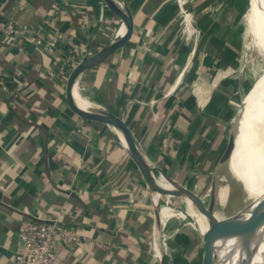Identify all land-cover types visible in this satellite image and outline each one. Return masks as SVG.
<instances>
[{"label":"crops","instance_id":"crops-1","mask_svg":"<svg viewBox=\"0 0 264 264\" xmlns=\"http://www.w3.org/2000/svg\"><path fill=\"white\" fill-rule=\"evenodd\" d=\"M115 1L131 10L133 35L85 70L77 91L121 116L150 161L195 191L179 181V165L201 161L214 138L212 121L228 107L233 6L184 0V8L193 3L201 33L191 50L182 40L179 0ZM0 20L66 35L48 51L0 36V264L13 263L26 220L57 222L85 237L76 249L58 246L54 264H155L143 177L111 127L82 121L64 100L72 63L111 41L121 21L103 0H0ZM174 215L161 204L163 222Z\"/></svg>","mask_w":264,"mask_h":264},{"label":"rangeland","instance_id":"rangeland-1","mask_svg":"<svg viewBox=\"0 0 264 264\" xmlns=\"http://www.w3.org/2000/svg\"><path fill=\"white\" fill-rule=\"evenodd\" d=\"M219 2L221 5L223 0H219ZM230 3L234 10L230 28L232 40L227 43L226 47L231 58L229 67L231 85L230 88L226 87L223 92V99L228 103V107L225 108L222 116H215L216 120L212 121V126L216 129L214 138L207 146V150L205 149L206 152L201 161L191 165L183 163L179 165V181L192 184L195 192L207 203L211 173L225 146L230 129H234L228 159L225 165L219 168L215 181L214 213L223 226L221 246L216 255L220 264H233L234 262L238 216L242 206L249 200L254 162L259 157H264V134L261 137L258 130L261 123L254 121L252 117L249 118L246 136L240 117L244 100L254 96V90L260 83L258 78L264 76V50L257 40L263 27L264 12L263 10L259 11V0H230ZM192 4L185 5L188 12L192 11V17L188 18V22L192 26L188 25L186 19L180 16L179 12V23L183 27L182 40L191 50L192 45L201 40L199 27L195 23L194 11L191 9ZM185 25L188 29L184 28ZM114 29L112 28V30ZM187 54L189 56L190 51ZM256 112L259 113L257 110ZM159 203L160 206L162 203H167L175 213L161 226L163 243L164 237H168L169 247L168 251L164 245V264H199L200 235L192 219L187 216L186 202L172 196H160ZM200 221L206 230V220L201 217ZM154 236V215L151 210V231L148 245L155 259L154 262L157 264L153 248ZM245 260L248 264L259 263L257 254L253 258L249 254Z\"/></svg>","mask_w":264,"mask_h":264},{"label":"water","instance_id":"water-1","mask_svg":"<svg viewBox=\"0 0 264 264\" xmlns=\"http://www.w3.org/2000/svg\"><path fill=\"white\" fill-rule=\"evenodd\" d=\"M249 1V0H248ZM106 8L113 13L122 23V36L118 40H111L91 54L81 57L78 63L68 73L64 85V100L67 108L82 121L104 124L111 127L118 136L121 135L125 142V150L144 179L151 207L154 215V242L153 248L158 264H164L165 248L162 238L160 196H172L190 203L191 208L198 218L203 217L207 228L199 232L201 252L199 264H212L221 246L222 225L215 216L213 207L215 197V181L219 168L225 165L232 146L233 131L230 129L225 146L220 153L214 170L211 173L208 201L184 184L176 181L165 171L154 165L143 152L129 126L121 116L114 114L106 107L94 106L93 110H85L77 105L74 100L73 90L78 77L87 69H91L112 54L121 49L131 39L134 31L132 12L126 5H121L115 0H103ZM166 182L171 189L161 185ZM228 224V223H227ZM225 227V226H224ZM237 245L233 264H248L245 260L249 254L252 258L260 253L258 264H264V191L256 198L242 206L236 227ZM155 245V246H154ZM157 250V253L156 251Z\"/></svg>","mask_w":264,"mask_h":264},{"label":"built area","instance_id":"built-area-1","mask_svg":"<svg viewBox=\"0 0 264 264\" xmlns=\"http://www.w3.org/2000/svg\"><path fill=\"white\" fill-rule=\"evenodd\" d=\"M184 0H179L180 16L188 22L189 13L184 8ZM58 12L55 7L51 13V21H55ZM187 26V25H185ZM188 29V27H186ZM0 36L6 40H15L28 44L35 49L48 51L61 46L66 41L65 33L46 25L37 29L16 27L0 20ZM76 63H72V68ZM5 83L0 77V87ZM19 244L13 255L12 264H54L58 253V246L76 249L85 237L73 227H67L57 222L26 220L17 233Z\"/></svg>","mask_w":264,"mask_h":264},{"label":"bare ground","instance_id":"bare-ground-1","mask_svg":"<svg viewBox=\"0 0 264 264\" xmlns=\"http://www.w3.org/2000/svg\"><path fill=\"white\" fill-rule=\"evenodd\" d=\"M259 4H260L259 11L261 12L263 10L264 12V0H259ZM251 11H250V14H251ZM122 33H123V30L120 29V31L114 36L113 40L120 39V37L122 36ZM257 40H258V43L261 45V48H263L264 50V21H263V27L261 29V32ZM258 79H260V83L258 86H256L254 90V96L249 99L244 100V103L240 110V113H241L240 115H242L240 117L244 124L243 129H244V133L246 136H247V130H246L247 123H248L249 118L251 117L254 119V121L261 123V126H259L258 128L261 134L260 136L262 137L264 134V76ZM73 95H74V100L79 107L85 110H93L94 106L92 105V103L89 100L85 99V97L82 96L83 94L81 92L78 93L76 87L73 90ZM257 99L258 101H256ZM256 110L259 113H257ZM119 139L121 143L123 144V146L126 147L125 142L123 138L121 137V135L119 136ZM252 173H253L252 175L253 178L251 181L252 187H251V190L249 191L248 202L258 197L264 191V157H259L258 159L255 160ZM160 183L164 188L171 189V186L167 184L166 182L160 181ZM186 206L198 231L199 232L205 231V228L202 225L200 218L199 217L197 218L195 216L190 203L187 202ZM257 256H258V259L260 260L259 252H257ZM212 264H220L217 256L215 260L212 262Z\"/></svg>","mask_w":264,"mask_h":264}]
</instances>
